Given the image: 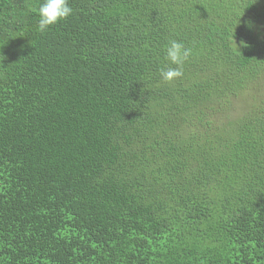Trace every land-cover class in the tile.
<instances>
[{"label":"trees","instance_id":"trees-1","mask_svg":"<svg viewBox=\"0 0 264 264\" xmlns=\"http://www.w3.org/2000/svg\"><path fill=\"white\" fill-rule=\"evenodd\" d=\"M41 2L0 0V264H264V0Z\"/></svg>","mask_w":264,"mask_h":264},{"label":"clouds","instance_id":"clouds-1","mask_svg":"<svg viewBox=\"0 0 264 264\" xmlns=\"http://www.w3.org/2000/svg\"><path fill=\"white\" fill-rule=\"evenodd\" d=\"M72 13L73 8L70 6L69 0H42L37 9L39 16L37 21L38 31L41 33L46 32L51 26L67 19ZM241 43L244 42L242 41ZM191 55V48L185 47L182 42L177 40H170L165 47V59L170 66L159 69L161 79L170 83L182 78L184 65Z\"/></svg>","mask_w":264,"mask_h":264}]
</instances>
